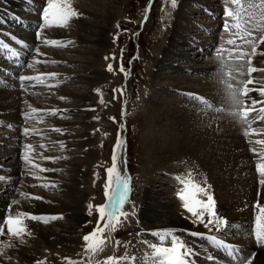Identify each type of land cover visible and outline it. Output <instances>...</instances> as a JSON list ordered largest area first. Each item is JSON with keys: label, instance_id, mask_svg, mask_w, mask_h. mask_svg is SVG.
I'll use <instances>...</instances> for the list:
<instances>
[{"label": "rangeland", "instance_id": "obj_1", "mask_svg": "<svg viewBox=\"0 0 264 264\" xmlns=\"http://www.w3.org/2000/svg\"><path fill=\"white\" fill-rule=\"evenodd\" d=\"M79 1L85 7L91 4L90 0ZM122 1L119 9H116V13L112 20H110V28L103 38V44L101 43L100 47H98L100 48L98 54L92 56H89L87 52L89 49L94 48L95 45L93 46V44L81 38L85 34V31L82 25L77 23L78 20L76 17H72L66 26L59 27L53 25L41 29V40L37 41V44L33 46L32 44L30 45L29 42L26 43L22 38L21 42L17 40L19 37L9 38L11 35L10 32H12L15 26H18V28L21 27L20 29H26L19 25V21L17 23H11L10 26L0 23V29L2 30V32L0 30V38L4 39L5 36L3 37L2 35L4 33L6 34L7 41H5V44L7 47H15L14 49L20 50L19 44H22V46H25L26 50L29 51L26 59H24V65L29 62L33 64V68L23 66L18 70L14 69L17 71L13 69L7 72L0 71V90L4 92L5 96V100L0 102V106L3 104L5 105V103V106H7L5 110L0 111V176L20 173V177L16 179H12L11 181H0V189L1 187L2 189L3 187L4 189H6V187L16 188L15 194H17V198L21 197L33 201L39 200L56 208H64V214H54L58 219L50 220L48 218L52 224L59 220L57 222L58 224H55L54 230L57 231L59 223L72 225L69 231L66 230V243H59V240H54V237L44 239V237L39 235L30 236L31 232L17 239L15 237H9L6 234V230L5 234L0 237V257L2 264H19L18 261L15 260V257L19 255L16 252L19 249L16 243L21 242L26 245L29 244L30 241H36L32 239V236H34V239L38 238L41 240L46 246L40 248V251H43L41 254H37V261L41 262V264H68V261L63 260L62 257H69L71 260L76 261L87 259V257L82 256V236L96 227L95 208L89 209L88 205H98L105 202V169L112 164L114 149L119 169L124 176L129 178L131 191L129 193V202L124 205V210L129 213L128 218L122 220V223L116 231L112 233V244L114 245L117 239L121 243L115 249L114 247L112 248V244H110L114 253L111 251L108 255H134L136 257V264H143L145 259L143 255L144 252L150 251L143 241L146 239L149 242H159V237L151 235L152 231L146 229L149 225L145 223L146 221L143 219L144 213L147 211L146 208H144L147 193H157L162 190L166 194L160 199L161 202H165L167 199H172L179 203L181 202L175 190L181 188V184L178 182L177 177L182 176V174L173 172V169H175L174 167H170L163 172L160 169L165 165L163 162L158 165L155 164L156 166L152 165L153 156L151 153H148L145 148L147 144L146 140L149 138L147 134L154 133L156 135L161 128L156 126V121L151 119L147 109L152 107V103L163 102L170 96L174 99L180 98V100H183L184 102H182L186 108L184 110L188 112L194 111L196 107H202L206 112L217 109V94L214 90L210 89L208 83L211 82L210 78L214 77L215 73H207L208 71H203V73L201 71L193 72L189 70L188 67L194 66L197 63L196 59L199 57L204 59L205 63L197 64L200 66L204 65V67H206V65L210 66L213 63L220 66V62L216 57L217 53H215L214 50H206V47L205 49L202 47L198 50H194L193 53L183 49L182 53L186 60L187 58L191 59L188 63L181 61L183 63L180 64L183 67H180V71L176 69L177 66L172 69H168V67L165 66L161 69V65L158 64L157 59L167 48L165 45L166 29L169 27L168 20L171 19L174 9L186 15H184L185 19L179 22V25L184 29L179 33L181 38L188 39L192 34H195L194 37H198V33H201V35H199L201 37L205 38L208 37V35L210 37V30L207 28L217 21V26H219L214 30H217L218 35L221 37L219 39L220 43L218 44L224 43L227 39V35L224 33L222 27L225 19L223 16L225 0H214L213 3H206L207 6L209 5L206 8L215 11L216 14H213V12L209 14L208 11L200 8L195 0H188L187 2L176 0L175 7L172 6L171 0ZM42 3L43 0L41 4ZM72 4L73 3H71V5ZM38 5H40V3H38ZM200 12H203V14ZM175 14L174 12L173 15ZM4 16L5 13L0 12V20ZM82 18L85 21H92L95 19L94 16H83ZM28 24L30 23L28 22ZM199 24H207V30L204 29L205 26L201 27ZM197 28L200 29L199 32L195 31ZM17 32L16 35L19 36L21 31L18 29ZM28 32H30V29L23 31L24 37L27 36ZM51 36L56 38L52 39ZM114 36L116 37L115 42L113 41ZM20 37L23 36L20 35ZM33 37L36 39L35 34ZM180 37L175 38V43L180 42ZM45 38L55 40L57 46L46 45L43 43V39ZM62 39L64 42H61ZM27 46L29 49H27ZM258 46L259 49L257 51L259 52L254 55L257 63H255L254 66L258 65L262 68L261 72L255 75V80H257V85H263L264 87V54H262L264 53V43ZM34 48L39 50V55L37 52L33 51ZM32 57H35V60H32ZM90 58L94 61L93 63ZM109 64L112 65V72L107 70ZM174 64H177V62H174ZM121 65L124 68L123 72L119 70ZM95 68L99 71L94 73L92 71ZM218 68L219 67H215L217 70ZM39 71H41L40 73H56L57 75L54 79L49 78L48 80V83L54 86L48 88L41 86L26 87L22 90L19 86L20 82H18L17 77L21 74L36 75ZM244 73H246L245 69ZM173 77H185L189 80L193 78L201 81L190 82L189 84H178L175 87L173 85V88H171V79ZM10 81L16 83V88L9 87ZM253 85H255V83H253ZM177 88L182 91L183 89L189 90V95L174 91ZM96 89H100V92L97 93L95 91ZM113 89L116 90L115 93ZM257 94L259 95V100L252 95H248L249 103L252 100L259 102L255 105L256 109L261 107L264 101V95H261L259 92H257ZM61 97H64V99H61ZM200 97L205 98L213 107H207L206 104L201 102L199 99ZM17 101H21L22 108L16 106ZM28 105L37 109H57L58 114L53 116L51 113H36L33 114L34 117L36 115L43 117L40 122H37L35 118L31 121H26V119L21 116V113L30 111ZM219 109L220 105L218 107V110ZM219 111L221 114L220 116H224L222 114L224 111ZM210 113L216 116L215 111H211ZM255 113H250V115H254L251 122L253 121L252 123H256L257 126L254 127L253 125V127L257 129L258 134L249 136L248 141L264 138V132L259 131L260 129H264V122L262 124L257 123L255 117L258 113ZM263 115L264 114H261L260 116L262 117ZM110 117L114 119H110ZM226 125L228 126V124ZM236 126L233 124L231 129ZM25 127L39 129L42 135L32 133L28 137L15 138V134L21 133L22 128ZM55 128H60L61 132L58 133L54 131ZM237 134H239V138L243 140V134ZM171 135H173V133ZM118 141L119 143H117ZM17 142L22 144L29 143L36 146L35 151L30 154L34 163L49 169L47 172H40L38 168L31 169V172L35 173L40 179H35L33 175L29 174L30 166H25L24 162L20 160V153H13V149H17ZM57 142L63 143L64 147L61 148L60 143ZM41 143L48 145V147L46 149L39 148L38 146ZM247 145L249 146L247 147ZM253 146L256 145L250 146L248 142L246 144L244 141L243 147L237 148L232 146L231 148H226L223 162L213 167L210 166L209 170L205 167L206 172H209V176L213 180L219 178L222 182L219 193L224 194L227 190L236 191L237 193V199L232 200L230 204L224 206V208L233 207L234 211L236 209L235 206L241 201H245L248 196L252 198V202L248 204L246 212L250 211L251 208H253L254 211L257 210L260 204L261 207L262 205L264 207V185L258 183L261 177L258 178L257 181V177L259 176L255 172V168L253 169V165H251H255L253 153H249L247 149ZM234 152H237V156H234ZM40 157L58 158L55 160H45ZM197 164L201 165L200 162H197ZM234 166L239 167L231 171ZM198 169L199 172L202 173L201 169ZM219 169L221 172H219ZM242 170L245 171L241 172ZM83 171L88 173L85 174ZM187 172H190L189 169ZM222 172H225V175H221ZM229 172H234V176L238 177L237 181L232 180L234 178L228 180ZM212 173L214 178L210 175ZM41 174L42 176H40ZM77 179H84L87 181L85 188H80L78 185L75 191L68 189L69 186H73ZM11 183L15 185H10ZM45 184L49 186L43 187ZM53 184L54 186H52ZM64 187H67V190H65ZM248 187L253 189V191L259 188V190H257L258 193L260 191L259 197L256 198L254 192L249 195H244V193L239 192V189L245 191ZM76 192L81 196L75 200L77 203L72 201L73 194L75 196ZM19 193H24L25 195H20ZM34 197H41V199H35ZM256 200H259L261 203H253V201ZM227 201L228 200H225V202ZM66 203L70 204L64 205ZM219 203H222V201L217 199L216 204ZM133 208L135 214H132ZM245 208L246 207H244V209ZM172 210H175V207ZM89 211L92 212V215L88 214ZM177 215L181 217V219L186 220V222H190V218L188 219L186 215ZM242 215L245 214L242 213ZM61 216L62 218H60ZM232 216L239 219L234 218V220H232ZM228 218H230L229 221L232 222L233 226H237L241 215L233 214L228 216ZM239 223L242 224L241 227L243 228H241V230L236 229L235 231H230L228 235L224 232L226 228L220 232H217L213 228L210 232L209 229L205 228L203 225V236L207 238L209 235H216L232 245H248L252 242L249 240L251 235V232L248 231L249 227H246L243 222L239 221ZM182 229L184 232L182 234L178 233L176 236L180 237L183 241L185 238L195 237L194 241L197 240L198 243L202 242L200 240L201 237L192 236L189 232H186L189 228L184 227ZM40 231L41 230H39V232ZM54 234L56 235V233ZM239 235H242V240ZM206 240L207 239H205V241ZM7 242L9 248L5 247L2 249V246L4 244L6 245ZM204 243L206 242L203 240V244ZM199 246L200 244H198V249H200ZM7 254H12L15 257ZM190 259L191 264H216L209 260L206 262L203 257H200V254H192ZM36 262L31 261L30 263L36 264ZM253 264H257V258Z\"/></svg>", "mask_w": 264, "mask_h": 264}, {"label": "bare ground", "instance_id": "obj_2", "mask_svg": "<svg viewBox=\"0 0 264 264\" xmlns=\"http://www.w3.org/2000/svg\"><path fill=\"white\" fill-rule=\"evenodd\" d=\"M90 1H91V4L88 7H85L82 3H80L79 0H70V3H73L72 4L73 8H75V10L79 13V15L75 16L76 19L78 20L77 23H80L83 27V30L85 31L84 32L85 34L81 38L83 40H85L86 42L93 44V46L95 45L94 48L89 49V51L87 52L89 54V56H92V55L98 54V52L100 50V48H98V47H100L101 43L103 44V38H104L106 32L110 28V20H112L114 14L116 13L115 12L116 9H119V6L123 1L122 0H90ZM182 1L187 2L188 0H182ZM195 1L198 4V6H200V8L205 9V11H208L209 14H210V12H213V14H216L215 11L208 10L206 8L209 6V5L207 6L206 3H209V2L213 3L214 0L213 1L199 0V2H198V0H195ZM41 2H42V0H0V12L5 13V16L2 17V19L0 20V23L7 24L6 26H10L11 23H14V22L17 23L19 21V24L21 26H23V25H25V23H27L26 29H28V27L30 28V32H28L27 36L24 37L23 31H25L26 29H20L21 27L18 28V26L17 27L15 26L14 29L12 30V32H10L11 33L10 36L12 38H15V37L22 38L26 43L29 42L30 45L32 44V46L37 44L38 40L35 39L33 36L36 32L38 23L40 22L39 13L41 11V6L45 2V0H43L42 4H41ZM38 3H40V5H38ZM35 7H36V9H35ZM174 12L176 13L175 15H173ZM203 12H200V13L203 14ZM173 13L171 15L172 16L171 19L168 20L169 21L168 22L169 27L166 29L165 45L167 48L165 49V52H163L161 54V56L157 59L158 64L162 66V67L160 66L161 69L165 66L168 67V69H172L173 67L177 66L176 69H178L180 71V67L182 66L180 63H183V62L188 63V61H190V59H191V58H187V60H186V58L184 57V54L182 53L183 49H186L188 51H191L190 53H193L194 50H198L199 48H202V47L205 49V47H206V50H209V49L214 50V52L216 53L215 50H216L217 46L224 44V43L218 44V43H220L219 39L221 37L218 35L217 30H214V29H216V27L219 26V25L217 26V23H218L217 21L215 22L216 25L213 24V25H210L209 28H207L210 30V34H211L210 37H209V35H208V37H205V38L201 37V36H199V35H201V33L197 34L198 37L197 36L194 37L195 34L190 33L192 35H190V37L188 39L187 38H181L179 36L180 35L179 33L181 30H184V29H183V27H181L179 25V22L181 20H184L186 15L184 13L178 11L177 9H174ZM83 16H94L95 19L92 21H85L82 18ZM28 22L30 24H28ZM199 25L201 27L205 26L204 29L207 30L206 29L207 24L206 25L205 24H199ZM196 26H198V25H196ZM187 27H189V26H187ZM18 29H19V31H21L19 33V36L16 35L18 33L17 32ZM195 31L199 32L200 29L197 28ZM1 32H2V30H1ZM53 34H54V32H53ZM20 35H22L23 37H20ZM2 36L4 37V35H2ZM176 37H180V39H181L180 42L175 43L174 40ZM51 38L54 39L56 37L51 36ZM61 42H64V40L62 39ZM263 43L264 42H261V44H263ZM61 44H64V43H61ZM258 47L259 46H257V49H259ZM257 52H259V51H257ZM90 59L92 60V58H90ZM200 59H201L200 57L198 59H196L197 63H200V64L205 63L204 59H201V60ZM181 61H183V62H181ZM91 62L93 63L94 61L92 60ZM174 62H177V64H174ZM197 63L194 66H189V67L187 66L188 69L193 71V72L201 71L203 73V71H205V72L208 71L207 73H210V72L215 73L214 77L210 78L211 82H208V83H209L210 89L214 90L215 93L217 94V97H218L216 100V101H218V103L216 105L217 109L211 110L212 112L213 111L216 112V116L213 115L212 113H210L211 111L210 112L204 111L205 109L204 108L202 109V107H196V109L194 111L188 112L187 110H184V109H186L184 107V103H183L184 101L180 100V98L174 99L172 96H170L169 98H167L163 102L152 103V107L148 106L149 109H147V112H149L151 119H154L156 121V126H159L161 128H160V131L158 133L159 136H158V134L155 135L154 133L153 134H147L149 138L146 140L147 144L145 145V148L147 149V152L151 153L153 156L152 157V162H153L152 165H155V164L158 165L161 162H163V164H165L163 168H160L163 172H165L170 167H174L175 169H173L174 170L173 172H175L176 174H182V176H179V178L186 180L189 178V172H187V170L189 169V171L192 173L191 179H194L197 183H200L201 185L205 184V182H206V184L208 186L206 190L209 191L211 193V195L213 196V199L215 202L216 213L220 216L225 217L228 221V225H227V227H225L226 229L224 231L225 233H227V235L229 234L230 231H235L236 229L241 230V228H243V227H241L242 224H240L239 221L243 222L246 227H249L248 231L251 232L252 228L255 226V223L257 220L256 217H258L260 215V207H261L260 203L261 202L259 200L253 201V203L259 202V204H260L259 208L255 211L253 210V208H251L250 211L246 212L248 204L252 202V198L250 196H248L245 201H241L237 206H235V208H236L234 210L235 213L233 211V207L224 208V206L229 205L232 200L237 199V193H236V191H232V190H227V192H225L224 194L219 193V188H221L222 182L220 181L219 178H216L215 180H213L209 176V172L208 171L206 172V169H205V167H206L209 170L210 166L213 167V166H216L217 164H220L221 162H223V160L225 159L224 154L226 153V148H231L232 146H235L237 148H240L241 146L243 147L244 141L247 144V141L249 139V137L246 138L245 136L242 135L241 124L238 122V120L236 118L229 115L227 113V111H224V113H222L224 116H220L221 114H220V111L218 110V107H219V105L221 107L222 102H223V104H222L223 108L226 109L229 107V104L227 102L226 95H225L226 85L224 83H222L221 81L227 79L228 83L236 85L237 80H235V79L231 80V79H228L227 77H224V76L222 78V74H220L218 72V70L215 69V67H219L218 64L213 63L210 66L206 65V67H204V65L200 66ZM255 63H257V61L255 60V57L253 56L252 57V65L254 66ZM254 67L257 69V71H254L251 75L254 79L255 85H253V84L248 85V87L250 89H256V88L263 87V85H257L256 84L257 80H255V75H257V73L261 72L262 67H259L258 65L254 66ZM91 68H93V67H91ZM244 69H245L246 73H244V76L240 77V79L248 78L247 66H245ZM94 70L92 71L94 73L99 71L96 68ZM40 72L41 71H39V73ZM171 80H172V83H171L172 86H170L171 88H173V85L175 87L178 84H183V83L189 84L190 82L193 83L196 81H201V80H197V79L195 80L193 78L189 80L185 77H179V78L173 77ZM9 87L10 88L11 87L16 88V83L10 81ZM179 88L175 89L174 91H177V92L179 91L180 93L183 92L186 94L189 93V90L183 89V91H182ZM180 95H182V94H180ZM248 95H252L253 97H255L259 100V98H258L259 95L257 94V91L255 93V90L249 91ZM4 97H5L4 92H2L0 90V102L2 100H5ZM263 102H262V104H263ZM15 104H16V102H15ZM3 105L0 106V111L5 110L7 108V106H5L6 103L4 106ZM16 106L21 107V108L23 107L21 105V101H17ZM77 108H78V106H77ZM259 108L260 107H258L257 111H256V112H258L257 116L261 115V112H259ZM253 116L254 115L252 114L251 117L254 118ZM10 117H11V115H10ZM17 118H18V115H17ZM219 118H220V120H219ZM249 121H250L249 123L254 125V127L257 126L255 123H252L253 121L251 122V119ZM263 122H264L263 120L260 121V124H262ZM257 123H259V122L257 121ZM226 124H228V126ZM233 124H235V126L237 124V126L233 127V129H231ZM154 132H155V130H154ZM172 133H173V135H171ZM237 133H241L243 140H241L239 138V134H237ZM153 135H155V136H153ZM11 137H13V136H11ZM16 137L22 138L24 136L21 133H17V134H15V138ZM261 139H264V138H261ZM27 144H29V143H27ZM16 145H17V149L16 150L13 149V153L14 152L20 153V149L23 147L24 144L17 142ZM252 145H255V144H252ZM248 146L249 145H247V147ZM253 147L259 148L260 146L256 145ZM247 149H248V152L252 154V152H250V150H249L250 148H247ZM10 154H11V151H10ZM234 156H237V152H234ZM1 159H3V158H1ZM228 161L231 162L230 160H228ZM197 162H200L201 165H198ZM18 163H19V161H18ZM251 165H253V169H254L255 165L254 164H251ZM238 167L239 166H234V168H232L231 171L233 169L238 168ZM198 168L201 169L202 173L199 172ZM17 169H18V167H17ZM243 171H245V170H242L241 172H243ZM83 172H85V171H83ZM83 172H82V174H83ZM219 172H221L220 169H219ZM87 173L88 172H85V174H87ZM186 173H187V175H186ZM213 173L210 174L212 177H213ZM252 173H253V171H252ZM19 175H20V173H14V174H9V175L4 176V177L7 178L6 180L11 181L12 179H16V178L20 177ZM221 175H225V172H222ZM246 175H247V173H246ZM40 176H42V174ZM255 177H257V176H255ZM232 178H234V179H232ZM258 178H260V177H257V181H258ZM229 179L237 181L238 177L234 176V172H232V173L229 172L228 180ZM10 185H15V184L11 183ZM78 185L80 186V188L81 187L85 188V186L87 185V181L84 179H80V180L77 179V180H75V183L73 184V186L72 187L69 186L68 189H71V191H75L76 187H78ZM14 188H15V186H14ZM64 188H65V190H67V187H64ZM225 189H227V188H225ZM0 190H1L0 191V218H2L3 215H15L17 212H29V213H32L35 215H42L47 219L46 223L41 222V221L30 220L28 218H24V224L27 225V228L31 232L30 236L31 235H35V236L39 235L41 237H44V239L45 238L49 239L50 237H54V240H59L58 241L59 243H62V242L66 243V241H67L66 230L69 231L72 228V225L59 223V225H58L59 227L57 228V231H56L53 228L58 224L57 222L59 220H57V222H55L54 224L51 223V221H50L51 219L48 220V217H50L51 215L64 214V210H65L64 208H62V207L56 208V207L50 206L44 202H41L39 200L33 201V200H28L26 198H21V197L17 198L16 197L17 194H15L16 190H17L16 188L13 189V188H7L6 187V189H4V187H3V189H2V187H1ZM178 190H180V188L179 189L177 188V190H175V191L177 192ZM257 190H259V188ZM257 190L253 191V189L248 187L245 191H242L241 189H239V192L244 193V195H249L250 193L254 192L256 198H258L260 191L258 193ZM164 194H166V193L163 192L162 190L157 192V193H150V194L147 193V196L145 197L146 201L144 202V208H146L147 211L144 213V217H143V219L146 221L145 223H147L149 225L148 228H146V229H148L152 232L164 230V229H173L174 230L173 234L176 235L178 233L182 234L184 232V230L182 228L185 227V228H189L186 232H189L190 234L192 232H200L203 234V232H202V230H204L203 225L198 223V222H195L194 218L181 207V202L179 203V202L173 201L172 199H167L165 202L160 201V199L163 197ZM82 196H84V195H82ZM262 196H263V194H262ZM262 196H260V197H262ZM78 197H81V196L78 195V193L76 192L75 196L73 194V197H72L73 200L71 198L70 199L73 202H76L75 200ZM244 197H246V196H244ZM202 198L206 199V197H202ZM178 199H179V197H178ZM217 199L221 200L222 203L216 204ZM11 200H16L17 203L13 204L11 209H8L7 205L11 202ZM225 200H228V201L225 202ZM22 204H23V207H22ZM69 204L70 203H68V204L66 203L64 205H69ZM174 207H175V210H172V209H174ZM244 207H246V208L244 209ZM262 207H263V205H262ZM242 213L245 215H242ZM177 214L186 215V217L188 219L190 218L189 219L190 222H186V220L181 219V217H179ZM233 214L234 215L235 214L241 215V218L238 221L237 226H233L232 222L229 221L230 218H228V216L233 215ZM234 218L239 219V218H236L235 216H232L231 219L234 220ZM54 220H56V219H54ZM230 227H232V228H230ZM6 230H7V226H5L4 232ZM39 230H41V231L39 232ZM58 232H60V233H58ZM6 233H7V231H6ZM54 233H56V235ZM1 236L2 235H0V237ZM239 236L241 237V240H242L243 239L242 235H239ZM33 237L34 236H32V239L36 240V241H30L31 244H30V242H29V244H26V245L21 243V242L16 243L19 246V249L16 251L17 254H19L18 257H15L12 254H7V255L14 256L15 260H17L19 264H31L30 263L31 261L36 262L37 261V254L38 253L41 254V252H43V251H40V248H44L46 246L42 243L41 240H39L38 238L34 239ZM197 237H199V236H197ZM203 237L204 238L200 239L202 242H199V243L197 242V240L194 241L195 237L194 238L193 237L185 238L184 242L190 248L193 247V249H194V247H195L196 250L195 249L193 250V254L194 255L200 254V257H203L206 260V262L209 260V261H213V262L217 261L220 264L222 262L224 264L233 263V261L230 258H227V252L225 250H221V248H217V246L212 244L209 240L205 241V239H207V238L205 236H203ZM203 240L206 243L203 244ZM249 240L252 242L248 245H242V244L236 245V244H234L233 246H236L239 249H241L242 254H244V255H249V254L254 252L255 256L251 262L252 264L255 262L256 258H257V264H264V245H260V247H256V242L252 238L251 235H250ZM8 242H11V241H8ZM8 242L6 243V245L2 244L3 245L2 249L5 247L9 248ZM226 243L230 244L229 242H226ZM45 244H46V242H45ZM198 244H200V246H199L200 249H198ZM111 247L113 248V244L111 245ZM111 247H110V244L106 243L104 246L103 252H101L98 256L99 257L98 259H103L104 257H106L113 250V249H111ZM200 250H202L203 252ZM69 252H70V250H69ZM190 257H188V259L191 261ZM209 257H212V259H209ZM219 263H217V264H219ZM0 264H2L1 257H0ZM197 264H203V263H197Z\"/></svg>", "mask_w": 264, "mask_h": 264}, {"label": "snow or ice", "instance_id": "obj_3", "mask_svg": "<svg viewBox=\"0 0 264 264\" xmlns=\"http://www.w3.org/2000/svg\"><path fill=\"white\" fill-rule=\"evenodd\" d=\"M172 6H176V0H171ZM79 15V13L72 7L70 0H45V3L39 13V20L35 36L39 41L41 40V29L46 26H66L72 17ZM223 30L227 35L223 45H218L216 48L217 59L220 62L218 72L222 76L228 79L237 80V84L233 85L227 82V79L221 82L226 85L225 95L229 104L228 108H223L221 105V111H227V113L238 120L241 124L249 125V120L252 119L250 113L256 112L255 105L259 102L252 100L249 103L248 92L255 90L261 95H264V87L250 89L248 85L254 83L252 73L257 69L252 65V57L257 54V46L264 42V0H225V6L223 8ZM119 27V26H117ZM126 31V29H125ZM116 37H113L115 42ZM43 43L46 45H56L55 40H49L45 38ZM7 48V45H5ZM33 51L39 55V50L34 48ZM264 54V53H262ZM12 56H17L16 51L11 52ZM114 56V54H113ZM107 59V57H106ZM35 60V57H32ZM39 62V61H37ZM247 65V79H240L244 76V68ZM28 68H33L32 63H26L24 65ZM109 72L113 71L112 65L107 66ZM121 72L124 71L121 65ZM235 74V75H234ZM56 73H38L36 75H19L17 77L19 86L22 90L26 87H53L54 85L48 83L49 78L54 79ZM27 82V84H26ZM97 93L100 89L95 90ZM115 89L113 92L115 93ZM122 94V92H121ZM115 98V96H114ZM64 99V97H61ZM202 103L211 108L213 105L208 101L200 97ZM30 111L22 112L21 115L26 121H31L33 118L37 122H40L43 117L33 114L36 113H51L53 116L58 114L57 109H37L28 105ZM259 112L264 113V104L259 108ZM110 119H114L110 117ZM255 119L260 121L264 117L256 116ZM54 131L61 132L60 128H55ZM260 132H264V129H260ZM35 133L42 135L39 129L36 128H22L21 134L24 137H28L30 134ZM258 134L257 129L252 126H248L244 129L243 135L248 137L249 134ZM250 145H259V148L250 147V152L253 153L255 160V172L261 179L258 183L264 185V139H257L255 141H247ZM60 147L64 145L61 142ZM119 143V141L117 142ZM39 148L46 149L48 145L41 143ZM36 149V146L25 143L20 149V160L24 162L25 166L29 167V174L33 175V178L40 179L35 173L31 172L32 168H38L40 172H47L49 169L43 168L40 165L34 163L31 153ZM45 160H55L58 157H40ZM106 177L104 184V199L105 202L98 205L89 204L88 208H95L96 213V227L90 232L82 236L83 241V257H87L86 260L76 261L71 260L69 257H62L63 260L68 261V264H136V257L134 255H108L103 259L97 257L104 250L105 244H112V233L116 231L122 220L128 218L129 213L124 210V205L129 202V193L131 191L129 178L124 176L117 164V156L115 149L112 156V164L105 169ZM192 173L189 172L188 179H180L177 177L178 182L181 184L180 190L177 191V196L181 201V207L189 213L195 220L205 228H208L211 232L214 228L217 232L222 231L228 225V221L225 217L220 216L215 211V202L213 196L207 191V184L201 185L194 179H191ZM4 176H0V181L6 180ZM48 184L43 187H48ZM54 186V184L52 185ZM25 195L24 193H19ZM202 197H206L203 199ZM35 199H41V197H34ZM17 203L16 200H11L7 205L8 209L12 208V205ZM89 215L92 212L89 211ZM134 213V208L132 210ZM24 218H28L34 221L47 222V219L42 215H35L29 212H17L15 215H3L0 218V235H4L5 226H7V235L9 237H15L17 239L22 238L25 234H30V230L27 225L24 224ZM49 219H57L56 215L48 217ZM62 218V216L60 217ZM162 233V234H161ZM173 229H164L155 232H151V235L158 236L159 242H149L144 240L143 243L150 251L144 252L143 264H191L188 259L193 254V249L190 248L180 237L173 234ZM192 236L203 237L200 232H192ZM251 236L255 240L257 245H264V207H260V215L257 217L255 226L252 228ZM212 244L219 248H223L227 255L233 261V264H251L255 253L249 255L242 254L241 249L231 244L226 243L223 239L216 235H209L207 237ZM120 241L115 240L113 245L114 249L120 245ZM212 259V257H209ZM36 264H41L37 261Z\"/></svg>", "mask_w": 264, "mask_h": 264}]
</instances>
